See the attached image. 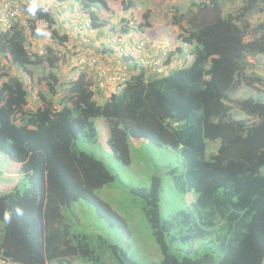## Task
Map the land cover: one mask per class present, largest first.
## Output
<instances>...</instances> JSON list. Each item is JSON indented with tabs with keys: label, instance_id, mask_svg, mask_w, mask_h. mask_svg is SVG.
Returning <instances> with one entry per match:
<instances>
[{
	"label": "trees",
	"instance_id": "trees-1",
	"mask_svg": "<svg viewBox=\"0 0 264 264\" xmlns=\"http://www.w3.org/2000/svg\"><path fill=\"white\" fill-rule=\"evenodd\" d=\"M55 1L75 2L93 30H114L112 22L98 18V11L110 8L106 0ZM220 3L191 2L186 20L175 17L178 43L193 57L189 65L156 77L134 64L124 86L104 99L95 79L88 82L80 74L77 60L71 66L74 50L64 58L51 46L40 51L26 45L27 36L41 33L38 21L47 24L44 31L56 47L67 42L66 34L51 29L56 21L48 5L23 6L29 27L23 21L0 29L3 65L18 75H0V156L19 165L25 186L0 193V255L20 264H72L74 259L104 264L110 254V264H140L110 234L76 230L63 217V210L83 200L99 219L132 239L126 219L95 194L116 177L74 142L95 135L96 120L102 119L109 129L107 146L123 164L130 163V138L181 155L183 172L172 168L168 173L179 195L190 196L189 205L165 213L163 184L156 175L148 188L129 189L141 202L156 258L160 255L151 264H264V78L245 71L264 55V20L254 26L248 22L253 12H264V0H243L235 15H224ZM135 6V0H120L109 11L122 19ZM182 52L177 47L163 64ZM25 77L38 87L33 98ZM242 86L257 95L234 102V111L228 96Z\"/></svg>",
	"mask_w": 264,
	"mask_h": 264
},
{
	"label": "rangeland",
	"instance_id": "rangeland-1",
	"mask_svg": "<svg viewBox=\"0 0 264 264\" xmlns=\"http://www.w3.org/2000/svg\"><path fill=\"white\" fill-rule=\"evenodd\" d=\"M12 1L21 7L24 5L22 2L23 0ZM106 1L110 6L109 10L112 9V11L116 10L120 3V0ZM199 1L200 0H135L136 6L133 12H129L131 16L128 15L127 21L130 23L126 25L130 28H134L137 25L139 27L140 25V29H143L141 36L143 38L142 40L146 43L145 46L147 45L151 47L152 44L155 45L156 43H159L163 44L165 47H173V45L176 43L178 44L180 40V29L175 21V17L184 16V19L186 20L190 3ZM220 4L224 15H235L243 5V0H221ZM109 10H103V12H101L99 16L101 20L107 19L110 21L113 16H116ZM1 14L2 8L0 6V15ZM144 14H147L146 18H144ZM25 16L26 17L22 20L25 21L26 27H29V25H31L29 22V20H31L30 16L26 13ZM262 20H264V12H253L248 17V22L252 26ZM35 26L41 31V33L36 36V30L34 35L36 37L33 36L34 38H31L27 36L26 45L28 47H37V49L41 51L42 49L44 50L45 47L51 46L61 57H69V54L72 51L69 43L66 45L64 43L62 46L56 47V45L50 40L47 31H44L46 30V26L40 22H35ZM25 31L27 32V30H24V32ZM114 39L116 49L121 51L119 45L116 44L119 39ZM143 52L145 53V50ZM73 59L79 60L80 58L78 57L76 59V56L74 55ZM83 59H87V57H83ZM142 59L145 63L149 64L146 67H150V65L156 63V60L150 62V60L147 59L146 53ZM254 62V64H249L245 67L246 73L264 78V55L258 56ZM3 68H5V66ZM41 70L42 66L36 70L33 76L35 80L38 79ZM7 71L11 73L10 70L7 69ZM3 73L2 68H0V75ZM58 76L67 81H72L73 79V77L69 78L71 76H68L67 73L62 74L59 72ZM84 76L86 75L84 74ZM88 79L90 78L88 77ZM23 80L27 88H30L29 92L31 98H33L32 96L37 93L38 87L32 84L27 78ZM33 87L34 90L32 89ZM256 95L257 93L255 89L242 86L234 93H230L228 97L233 102L229 103L235 111L236 103L234 102L247 96ZM29 103L31 106H34L31 101H29ZM96 128L97 131L95 135H89L85 138H76L74 142L78 150L94 155L98 160L102 161L108 170L116 177L114 182L96 190L95 194L100 199L107 202L117 214L126 219L128 231L131 233L132 239L123 236L120 230L108 226L102 219H99L94 207L83 200L75 202L70 210H63L64 220L70 221L76 230L110 234L113 239H116L117 243L122 248L134 255L135 259L138 260L140 264H151L153 261H158L160 255L156 258V254L158 253L157 246L153 242L149 225L144 218L141 202L133 198L129 189L131 187L148 188L150 186L151 177L156 175L161 178L163 184L160 198L161 206L165 213H170L171 210L180 209L189 205L191 201L190 196L186 195L182 197L179 195L173 185L171 176L168 173L172 168H176L180 173L183 172L181 155L177 150L164 146H156L148 140L142 138H130V163L126 165L119 159L115 158L107 146L109 129L104 120L97 119ZM0 173L2 174L0 178V193L6 192L9 187L18 186L19 190L25 188L24 184L19 180V165L13 162L9 163L1 156ZM76 216L80 219L81 224L80 221L78 222L76 219ZM2 229L3 224L0 222V237L2 236ZM128 243L129 245H127ZM111 260L112 256L110 254H107V257H103L104 264H110ZM49 264L58 263L52 261ZM72 264L83 263L79 259H74Z\"/></svg>",
	"mask_w": 264,
	"mask_h": 264
},
{
	"label": "crops",
	"instance_id": "crops-1",
	"mask_svg": "<svg viewBox=\"0 0 264 264\" xmlns=\"http://www.w3.org/2000/svg\"><path fill=\"white\" fill-rule=\"evenodd\" d=\"M44 5H48L49 9L54 15L56 24L52 26V29H58L67 35L68 40L65 45L68 43L70 44L71 49L77 53V55H75L76 59L78 57H87V60H95L102 65L108 75L116 74L119 76H130L135 72L134 64H138L137 62L139 56L136 55V51L132 48H134L136 44H142L144 46L140 53H142V50H145L147 59L150 60V62L156 60L154 65H150V67H144L146 71L152 76L158 77L162 74L168 73L170 70L175 68V66L179 68L180 66H187L192 62L193 57L190 54V48L185 49L180 45V43L174 44L173 47H170V49L159 43H157L154 48H151L147 45L145 46L146 43L142 40L143 38L141 36L143 29L139 28V30H136L134 28H128L124 25L125 21L123 22V20L128 17V14H122V19L117 15V17L113 16L110 19V21L113 23V31H109L105 28H99L95 30V35L92 38L86 40V32L85 30L81 29V24L85 17L82 15L78 18H73L74 16L72 11L74 7H76L75 2L72 4V2L59 3L55 0H44ZM98 12L99 17L103 10ZM118 21H120L119 24H117ZM111 38L119 39V47L121 48V51L114 47L111 42ZM175 47H181L183 52L180 54H174L168 64H163V61L168 57V54L172 53V50L176 49ZM123 54L127 58H122ZM74 60L75 59L73 58L71 59L72 67H74ZM1 66L4 65L2 58L0 57V67ZM2 70L3 72L7 71V69L3 67ZM10 71V74L17 75L14 68ZM93 71L94 70H91V72H86L85 77H89V80H94ZM112 90L113 87L111 85H108L106 89L101 90L100 99L108 97Z\"/></svg>",
	"mask_w": 264,
	"mask_h": 264
},
{
	"label": "built area",
	"instance_id": "built-area-1",
	"mask_svg": "<svg viewBox=\"0 0 264 264\" xmlns=\"http://www.w3.org/2000/svg\"><path fill=\"white\" fill-rule=\"evenodd\" d=\"M24 4L27 5H36L40 6L43 5V1L41 0H23ZM0 5L2 8V14L0 15V29L7 30L13 27L14 24L18 23L20 20L23 19V8L18 5L17 3L11 1V0H0ZM74 17L78 18L80 16V10L79 8L74 9ZM41 24L47 25L44 21H38ZM83 28L88 31L89 35L93 33V31L90 28V24L88 20H85L83 23ZM157 45V43L154 45H151V48H154ZM142 44H136L133 50L136 51V55L138 57V62L143 65L147 66L148 64L145 63V61L142 59L144 57V52L142 50V53H140L141 49H143ZM169 47V46H168ZM86 64V65H85ZM77 66L79 71L86 72V70L91 71L93 69L96 70V75L94 76L95 82L99 89L103 90L106 89L108 85H111L113 87V90L110 94L116 93L124 86L125 77L119 76L116 74H110L108 75L106 70L102 67L101 64H99L95 60H87L80 58L77 61ZM0 264H20L15 263L9 260L8 258L3 257L0 255Z\"/></svg>",
	"mask_w": 264,
	"mask_h": 264
},
{
	"label": "clouds",
	"instance_id": "clouds-1",
	"mask_svg": "<svg viewBox=\"0 0 264 264\" xmlns=\"http://www.w3.org/2000/svg\"><path fill=\"white\" fill-rule=\"evenodd\" d=\"M12 1V0H11ZM23 2V1H22ZM24 5H27V4H24ZM23 5V6H24ZM43 5H44V2H43ZM1 6V5H0ZM34 6V5H33ZM23 8V7H22ZM75 8H79V6L76 4V7H74V9ZM35 9H34V7L33 8H30L29 9V11H34ZM23 11H24V8H23ZM82 15H84V14H81V11H80V16H82ZM23 19L26 17L25 16V11H24V13H23ZM128 16V15H127ZM84 17H85V19H84V21L85 20H88V18L84 15ZM128 20V18H126V21H125V26L127 27V25L130 23L129 21H127ZM84 21L82 22V24H81V26H82V30H85L84 28H83V23H84ZM89 21V20H88ZM19 22H23V20H20ZM18 22V23H19ZM89 24H90V28H91V23H90V21H89ZM127 24V25H126ZM26 25V24H25ZM138 26V25H137ZM137 26L136 27H134V29H136L137 30ZM128 28H130V27H128ZM91 30L93 31V33L91 34V35H89V33H88V31L87 30H85V32H86V39L87 40H89L90 38H92L94 35H95V30H93L92 28H91ZM111 42H112V44L114 45V43H115V39L114 38H111ZM114 47H115V45H114ZM167 48H170V46L169 47H167ZM80 58H83V57H80ZM78 61V60H77ZM139 63V62H138ZM76 66H77V63H76ZM78 67V66H77ZM79 70V69H78ZM80 72V74H85L86 75V72H82V71H79ZM125 76V75H124ZM85 79L88 81L89 79L88 78H86L85 77ZM90 81V80H89ZM88 81V82H89ZM17 211V214H22V210H20V209H17L16 210ZM9 219H10V216H9V214L8 213H5L4 214V221L5 222H7V221H9Z\"/></svg>",
	"mask_w": 264,
	"mask_h": 264
}]
</instances>
